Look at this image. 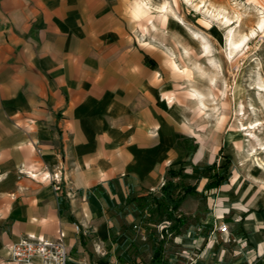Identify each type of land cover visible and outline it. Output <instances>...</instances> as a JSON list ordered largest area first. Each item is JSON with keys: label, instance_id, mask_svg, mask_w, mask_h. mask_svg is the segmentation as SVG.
<instances>
[{"label": "crops", "instance_id": "obj_1", "mask_svg": "<svg viewBox=\"0 0 264 264\" xmlns=\"http://www.w3.org/2000/svg\"><path fill=\"white\" fill-rule=\"evenodd\" d=\"M142 3L0 0V264H13L8 247L23 237L60 232L68 264H112L129 201L169 172L200 173L214 159L181 108L166 103L181 78L162 49L138 38ZM155 8L163 25L170 14L185 24L169 0ZM193 89L190 105L202 113ZM53 173L60 192L43 178ZM211 203L185 235L184 264H264V191L233 181ZM215 217L240 218V228L218 232Z\"/></svg>", "mask_w": 264, "mask_h": 264}, {"label": "rangeland", "instance_id": "obj_2", "mask_svg": "<svg viewBox=\"0 0 264 264\" xmlns=\"http://www.w3.org/2000/svg\"><path fill=\"white\" fill-rule=\"evenodd\" d=\"M163 1L139 0L144 2L146 13L138 38L166 53L167 62L181 78V84L166 103L175 102L181 108L185 123L214 159L200 173L172 171L157 189L129 201L131 209L119 224L120 232L112 238V264H184V255L190 253L185 247L189 241L185 235L191 232L194 236L203 224L218 186L235 181L264 191V168L256 165V160L264 162V30L259 29L264 19V0H204L211 11L216 9L229 17V25L210 18L204 9L197 10L187 0H174L177 5L169 0L185 24L178 23L170 14L163 25L155 8ZM237 16L242 24L235 27L236 39L246 34L250 38L243 52L227 61L226 35L230 27L237 25ZM151 23L156 24L157 31L149 33L146 28ZM189 30L193 37L198 33L195 40ZM203 41L221 68H213L207 54L201 56L195 51L200 44L204 48ZM184 47L190 54L183 51ZM192 88L204 94L207 108H199L202 113L190 105L188 93ZM242 125L255 128L243 131ZM229 136L230 144L226 141ZM215 219L217 230L220 217ZM239 219L234 218L233 224L226 222L231 231L240 228Z\"/></svg>", "mask_w": 264, "mask_h": 264}, {"label": "built area", "instance_id": "obj_3", "mask_svg": "<svg viewBox=\"0 0 264 264\" xmlns=\"http://www.w3.org/2000/svg\"><path fill=\"white\" fill-rule=\"evenodd\" d=\"M48 180L55 192H60L62 188V178L58 174H51L43 177ZM79 230V227H76ZM227 223H220L217 231L221 233L229 232ZM9 260L13 264H68L70 252L65 243V235L60 232L56 239L46 240L35 238L32 235L23 237L18 243L8 247Z\"/></svg>", "mask_w": 264, "mask_h": 264}, {"label": "bare ground", "instance_id": "obj_4", "mask_svg": "<svg viewBox=\"0 0 264 264\" xmlns=\"http://www.w3.org/2000/svg\"><path fill=\"white\" fill-rule=\"evenodd\" d=\"M191 5H193L197 10L198 9H204L205 12L210 16V18L212 19H217V20H220L222 23H225L227 25L231 24V19L226 16L223 15V12L222 11H216V9H214L213 11H211L209 9V7H207V4L205 3L204 0H199L198 3H195L194 1H197V0H187ZM164 8V7H163ZM162 11V10H161ZM204 12V11H203ZM161 13V12H160ZM176 17V16H174ZM178 20V19H177ZM179 21V20H178ZM237 25L236 26H232L229 28L228 32H227V35H226V42H227V51H228V54H227V58L226 60H233L235 59L240 53L243 52V48L244 46L246 45V43L249 41V38L250 36H248L247 34L244 35L241 39L237 40L236 39V36H235V31H236V28L235 27H240L241 24H242V19L240 16H237ZM259 29L260 30H264V19L262 18L261 19V22L259 23ZM192 32V31H191ZM255 32H252L251 34L253 35ZM198 34V33H197ZM196 33L194 34L195 37L197 35ZM200 35V34H199ZM194 37V38H195ZM196 37V38H197ZM200 38L202 39L201 35H200ZM198 40V39H197ZM202 42V40H201ZM203 50L204 52L207 54V57L208 59L211 61V65L213 68H221L216 62H214V60L211 58L212 57V52L210 51L209 49V45L206 43V41L204 42L203 41ZM244 54V53H243ZM215 70V69H213ZM214 81V78H211L210 79V82L213 83ZM263 90V89H262ZM193 92L197 95L198 98H200V101L198 103V107L201 109L202 108H207V105L205 103V97L203 96V94L201 92H199L198 90L196 89H193ZM240 111V110H239ZM245 113L243 114H240L239 115H244ZM243 126V131H247V130H251V129H254L255 127L254 126H251V125H247V127H245L244 125ZM247 135H250V133H247ZM256 155V154H255ZM258 159V158H257ZM257 161V166L261 169L264 168V162H261V160H256ZM48 176V175H47ZM46 176V177H47Z\"/></svg>", "mask_w": 264, "mask_h": 264}, {"label": "trees", "instance_id": "obj_5", "mask_svg": "<svg viewBox=\"0 0 264 264\" xmlns=\"http://www.w3.org/2000/svg\"><path fill=\"white\" fill-rule=\"evenodd\" d=\"M169 174H171L170 172H169ZM169 186H171V185H169ZM168 189V187L167 188H165L164 190L166 191ZM165 199L166 200H168L169 199V193L167 192V195L165 196ZM171 200V199H170ZM153 260H154V258H153Z\"/></svg>", "mask_w": 264, "mask_h": 264}]
</instances>
